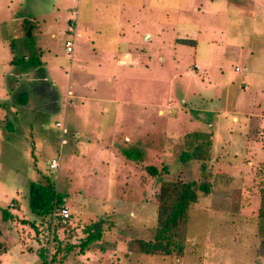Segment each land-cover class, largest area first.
I'll return each instance as SVG.
<instances>
[{
  "label": "rangeland",
  "instance_id": "rangeland-1",
  "mask_svg": "<svg viewBox=\"0 0 264 264\" xmlns=\"http://www.w3.org/2000/svg\"><path fill=\"white\" fill-rule=\"evenodd\" d=\"M18 16L31 27L24 46L18 44ZM73 38L68 54L65 42ZM123 52L139 57V67H119L116 55ZM38 73L50 85L55 81L40 90L45 96L38 97ZM70 80L89 105L104 110L89 121L72 115V128L64 117L73 98L67 95ZM1 88L0 212L17 197L18 215L32 220L28 184L48 177L64 194L74 231L105 217L115 224L111 233L121 230L123 245L124 236L153 237L161 182L211 186L189 210L181 254L118 253L106 263L104 256L87 260L77 245L62 264H264V254L257 253L264 239L258 218L264 193V0H0ZM19 88L28 93L17 104ZM81 102L72 99L70 107ZM22 111L29 119L21 118ZM200 141L208 158L182 156ZM124 150L142 157L134 160L136 152L127 156ZM53 156H59L58 170L49 167ZM149 165L160 174H149ZM80 235L73 236L76 244ZM111 244L109 239L105 246ZM21 246H12L0 264H37V256ZM47 251L50 259L52 248Z\"/></svg>",
  "mask_w": 264,
  "mask_h": 264
},
{
  "label": "trees",
  "instance_id": "trees-1",
  "mask_svg": "<svg viewBox=\"0 0 264 264\" xmlns=\"http://www.w3.org/2000/svg\"><path fill=\"white\" fill-rule=\"evenodd\" d=\"M28 19L23 23V28L29 34L31 27L28 24ZM180 43H195V41L188 38H179ZM35 65L39 63V59H31ZM196 135V134H195ZM195 145V144H194ZM134 160L142 157V152L137 150H124L125 155L132 156L135 153ZM187 153V154H186ZM186 154L187 159L200 158L206 159L209 157L208 147L205 143L201 142L194 146L192 149H186L182 156ZM184 158V159H186ZM203 165V164H202ZM164 170L166 168H163ZM146 170L151 175H159L160 170L153 165L146 166ZM211 191L210 184L206 182L197 181H164L161 182L155 192L156 200V217L154 232L152 238H143L139 236H132L126 240V249L130 253L143 254V255H171L181 254L184 249V242L187 236V223L189 210L193 204L198 202L201 194L208 195ZM28 207L32 213L48 221L46 226L45 244L41 247L39 256L41 259L40 264H62L74 249L79 246L80 253L85 249H106L105 244L108 242V233L110 227L114 224L110 223L105 217L98 219L93 223L78 224L80 232L74 231L73 226L68 221L62 224L59 218H56L53 229L51 230L50 220L53 210L64 207V194L56 190L55 182L46 177L42 180L30 181L28 184ZM9 212L3 210V218L9 217ZM258 218L260 221V229L264 235V193L261 198V205L259 208ZM25 221V220H23ZM61 229L62 236L59 235L58 230ZM76 233H81L78 244L74 242L73 236ZM50 236V237H49ZM104 244H99L101 242ZM106 241V242H105ZM51 245L52 253L48 259L47 248ZM1 251V250H0ZM258 255L264 254V239L261 240L257 250Z\"/></svg>",
  "mask_w": 264,
  "mask_h": 264
},
{
  "label": "crops",
  "instance_id": "crops-1",
  "mask_svg": "<svg viewBox=\"0 0 264 264\" xmlns=\"http://www.w3.org/2000/svg\"><path fill=\"white\" fill-rule=\"evenodd\" d=\"M17 18H19V25L22 27L21 30H19V46H24V44L27 43L29 36L31 35V32L29 34H27L28 32L24 30L23 28V23L26 20V17L24 16H18ZM69 21H71V19H69ZM74 23V22H72ZM78 35V34H77ZM116 64L120 67V66H126L129 63H133L134 66L136 68L139 67L140 65V61L138 60L139 57L134 56L133 54H131L130 52H123V53H117L116 55ZM27 60V55H25L24 57ZM31 60V59H28ZM13 62V61H12ZM14 62H16V60L14 59ZM32 70V69H30ZM28 69V71H30ZM15 80L17 81L18 75H15ZM107 82H112L110 77L106 78ZM35 82L38 84V88L36 87L37 91H38V97L44 95V92H41L40 90L43 89H51L53 88V84H55V81L52 82V85H50L48 83V79L46 74H40L39 73L36 75L35 77ZM16 83V82H15ZM77 83H72L70 80V83L68 84L67 87V95L73 96L72 99H81L83 100V102H81V107L80 106H74V107H70V100L69 103L67 104V108H66V113L64 117H67V121L66 123H70L69 127H74L71 121V117L72 115H75L74 117H78L81 116L84 119H88L90 118V115L92 113H96V115L102 114L104 110H102L101 108H98V106H96V103H93L91 105H89L86 100L88 99L87 96L85 95H81L83 93H81V91H77ZM73 88V89H72ZM116 88V87H115ZM114 88V89H115ZM20 89H17L14 96V100L17 102V104L19 103L20 98H22V96L24 95V93H28V91L24 88H22V92L20 93ZM2 90L1 94L3 96H5L6 92L4 91V89H0ZM27 91V92H26ZM55 92V90H53ZM5 92V93H4ZM74 92L77 93V96H74ZM40 94V95H39ZM69 98V97H68ZM21 105V104H20ZM20 105H18L19 107H21ZM28 105V103H27ZM23 106V110L28 109L26 106V103ZM71 108V109H69ZM76 108V109H75ZM75 109V110H73ZM78 111V113L76 112ZM73 112H76L75 114H73ZM22 117L25 120L29 119V116H27L28 114H25L24 111L21 112ZM65 120V119H64ZM8 126V125H7ZM67 130V129H66ZM26 182V181H25ZM18 192V191H17ZM28 192V191H27ZM0 201H4V200H0ZM11 201V202H10ZM4 204V203H3ZM2 204V205H3ZM65 206L68 208V206L65 204ZM3 209H6L10 216L7 217L6 219L3 218V212H0V257L6 253L12 246H14L15 244L18 245H22L21 247L23 249H25L24 247H28V249H25L29 254L32 253V255H34V257L36 258L37 256V264H40L41 259L39 256V252L41 250V247L45 244V234H46V226L48 221H45L44 219H42L41 217L35 215L34 213H32L30 211V213L32 214V220H29L27 218L24 217H20L18 215V210L20 208V203H19V199L17 197H12V199L8 200L4 206H2ZM12 208V210H11ZM69 209V208H68ZM30 210V209H29ZM25 220V221H23ZM72 220V219H71ZM20 223H22L23 226H20ZM71 223V221H70ZM50 228L51 230L54 228L53 224L50 222ZM33 227L34 228V232L29 231L27 228L28 227ZM45 227V228H44ZM115 227V226H114ZM118 230L114 231L113 233H111L110 230V236L109 239H111L112 244L108 247H106V249H104V252H102V250H98L97 249H92L90 248L88 252L85 253V251L82 253V256L87 255L86 259H90L91 257H93V259L95 260V262H98V260H100V256H104L107 257L106 258V263H109L110 260H108V258H110L111 256L114 255H118L119 254H131L129 251H127V249H122L120 247L124 246L126 247V240L128 238H126V236L123 237L122 242L123 245L121 243V235L119 233H122L121 230L119 229V227H116ZM80 231V230H79ZM25 233H27V236L23 237L25 235ZM58 233L60 236L63 235V233L61 232V229L58 230ZM112 234V235H111ZM44 235V237H43ZM28 239L29 240V245H24L25 240ZM42 239V240H41ZM23 240V241H22ZM6 241L7 245L4 244L3 242ZM118 241H120L121 245L119 246L120 243H118ZM33 242L36 243V245L33 244ZM34 245V246H33ZM31 246V247H30ZM120 248V249H119ZM48 249L51 250V245H48ZM119 249V250H118ZM22 253H25L24 250H22ZM134 254V253H132ZM36 255V256H35ZM80 256V254H79Z\"/></svg>",
  "mask_w": 264,
  "mask_h": 264
},
{
  "label": "built area",
  "instance_id": "built-area-1",
  "mask_svg": "<svg viewBox=\"0 0 264 264\" xmlns=\"http://www.w3.org/2000/svg\"><path fill=\"white\" fill-rule=\"evenodd\" d=\"M65 50L68 54H72V52L74 50V38L70 39V40H66ZM57 124L60 125V123H57ZM62 132L66 133L67 132L66 128H63ZM59 164H60L59 156H53L49 160V167L54 169V170H58ZM69 217H70V212L66 206H64L62 208H57V209L53 210V212L51 214V223L53 224L55 222L56 218H59V220L62 224H66Z\"/></svg>",
  "mask_w": 264,
  "mask_h": 264
}]
</instances>
